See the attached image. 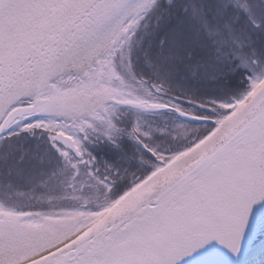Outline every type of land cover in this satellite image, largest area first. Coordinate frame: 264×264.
I'll return each instance as SVG.
<instances>
[{
	"label": "snow or ice",
	"instance_id": "6c2138e0",
	"mask_svg": "<svg viewBox=\"0 0 264 264\" xmlns=\"http://www.w3.org/2000/svg\"><path fill=\"white\" fill-rule=\"evenodd\" d=\"M0 264H264V0H0Z\"/></svg>",
	"mask_w": 264,
	"mask_h": 264
},
{
	"label": "rangeland",
	"instance_id": "374dc122",
	"mask_svg": "<svg viewBox=\"0 0 264 264\" xmlns=\"http://www.w3.org/2000/svg\"><path fill=\"white\" fill-rule=\"evenodd\" d=\"M165 123H167L169 125V127H172L170 121H167V122H165V121H158V124H160L161 126H163V124H165ZM195 132H196V129L191 128V127L177 128L175 130V133H176V135L178 137L192 136V135H195ZM36 194H40V193L37 192V191H33V192L25 191L24 192V195L22 197H20L19 200H20L21 203L27 202V201L31 200L32 197L35 196ZM88 199H89L90 202H94L96 200L101 199V197L99 196V194L97 192H95V190H93V191H91L88 194ZM83 202H84L83 200L76 201V203H83Z\"/></svg>",
	"mask_w": 264,
	"mask_h": 264
},
{
	"label": "flooded vegetation",
	"instance_id": "af4514ba",
	"mask_svg": "<svg viewBox=\"0 0 264 264\" xmlns=\"http://www.w3.org/2000/svg\"><path fill=\"white\" fill-rule=\"evenodd\" d=\"M35 194V193H34ZM40 194H36L35 196L32 197V199H34L35 197L39 196Z\"/></svg>",
	"mask_w": 264,
	"mask_h": 264
}]
</instances>
